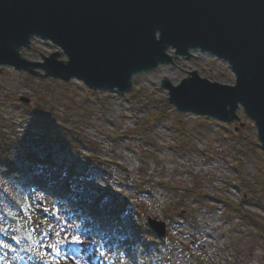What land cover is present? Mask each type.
<instances>
[{
    "label": "rangeland",
    "instance_id": "rangeland-1",
    "mask_svg": "<svg viewBox=\"0 0 264 264\" xmlns=\"http://www.w3.org/2000/svg\"><path fill=\"white\" fill-rule=\"evenodd\" d=\"M19 53L25 61L32 63H42L43 58L50 55H63L52 44L41 39H33L31 46L19 50ZM192 53V59L186 60L177 57L175 50L171 49L167 54L172 63L137 75L129 87L130 90L141 92V95L132 100L129 94L124 98L118 93L102 90H98L96 97L93 92L85 89L84 83L76 79L65 85L62 81H54L51 92L39 90L43 83L40 78L45 74L43 70H34L36 74H31L36 79L30 82L33 84L31 87L24 82L26 75L31 72L0 67V89L11 99L9 107L2 105L0 108V113L5 114L8 121L6 126L15 128L16 134L26 144L25 147L32 150V154L43 157L46 163H54L42 164L30 171L20 159L16 162V172L8 182L9 195L0 206V227L8 229L0 234V242L15 251L0 247V264H144L139 246L129 248L138 241L135 226L139 221H155L158 225H164V230L169 233L166 236L169 245L161 259L153 262L155 250H152L148 255V260L151 258L149 264H264V243L253 250L250 230L239 221L227 222L223 204L210 200L200 207L195 200L190 199L184 208L187 212H193L198 225L185 227L183 219L172 225L165 211L171 206L173 208L177 199L157 186L165 182L181 188H199L211 197L239 204L243 194L248 192L247 186H242L243 182L258 188V196L264 195V171L257 158L249 156L236 160L229 153V136L222 134L219 128L213 127L206 131L197 128L199 117L192 113H182L179 118L172 114L171 122L161 123L160 127L151 132L150 137L156 142L157 149L156 152L152 150L154 156L148 155L146 165L143 163L140 144H134L127 137L137 130V124L141 121L150 120L152 125H156V120L147 118L145 113L147 110L149 113H158L157 106L163 101H167L177 111L169 102L171 98L168 91L161 89L168 81L171 85H179L183 79L188 78L189 73L196 71L209 82L227 86L235 84L236 74L224 60L202 52ZM63 57L59 59L66 63L67 59ZM23 99L28 100L29 105L38 102L42 107L54 110V113L68 121V128L77 130L87 142L100 147L101 161L110 166L107 172L92 168L94 164L88 159L92 153L88 150L83 152V156H78L58 144L48 148L43 144L40 149L34 148V125L25 122L17 109ZM141 101L143 103L138 104ZM177 119L180 126L192 136L191 144L196 151L193 156L175 153L176 150L171 147L177 142L168 129L176 125ZM227 121L219 124L226 129H237L240 135L257 138L255 124L245 116L242 107ZM198 129L202 134L196 131ZM234 163H240V169H235ZM52 165L58 170L64 168V175L54 171ZM119 166L128 172H122ZM74 169L83 178H75L72 174ZM142 179L147 184L144 190L146 194H140L137 188ZM236 181H240V188L235 185ZM33 182L41 187H52L59 193L67 187L66 196L72 197L74 201L62 202L55 195L42 194L32 186ZM108 188L113 194L99 203L98 197L107 195ZM113 197L130 199V209L124 216L123 226H115L112 220L105 218L107 211L115 207ZM26 206L30 207L31 221L23 215ZM248 210L264 222L262 211L256 207ZM42 221L53 226L51 231L46 230ZM100 225L117 231L102 238L98 231ZM17 227L34 232L37 239L43 236L41 242L45 246L38 251L47 255L22 251L21 248L27 242L22 240L18 245L11 239L19 235L11 231ZM61 227L64 231L59 239L65 235L68 239L58 245L61 255L57 256L47 245L56 244L58 238L54 233ZM158 229L161 227L158 226ZM73 235L79 236V241L74 242L71 238ZM64 252L68 253L67 257L63 255Z\"/></svg>",
    "mask_w": 264,
    "mask_h": 264
},
{
    "label": "water",
    "instance_id": "water-1",
    "mask_svg": "<svg viewBox=\"0 0 264 264\" xmlns=\"http://www.w3.org/2000/svg\"><path fill=\"white\" fill-rule=\"evenodd\" d=\"M32 39L60 48L67 62L58 55L25 61L19 50ZM188 46L224 60L236 83L209 82L194 72L179 86L163 85L170 104L221 123L242 107L264 153V0H0V67L30 75L43 70V78L76 79L95 91L119 88L128 73L130 83L119 91L125 95L135 76L172 63L171 49L190 59ZM150 225L165 236L164 225Z\"/></svg>",
    "mask_w": 264,
    "mask_h": 264
},
{
    "label": "trees",
    "instance_id": "trees-1",
    "mask_svg": "<svg viewBox=\"0 0 264 264\" xmlns=\"http://www.w3.org/2000/svg\"><path fill=\"white\" fill-rule=\"evenodd\" d=\"M25 79V84L31 87L33 84H31L30 82L36 80L35 78L33 79V77L30 75H26ZM54 81L55 80H42L41 82L43 83H41L42 85H40L39 90L51 92V87L53 86ZM55 83L59 82L55 81ZM93 94H95L96 97L98 95V93ZM136 98L137 95H133L130 99L132 100ZM9 101H11V99L6 96L0 89V108H2V105L9 107ZM89 101H91V99H89ZM140 103H143V101L139 102L138 104ZM154 104L157 105L158 103L154 102ZM147 108L148 107L144 109L145 112ZM157 108L158 110L156 111H158V113H149L148 110L147 113H145L147 118L150 117L156 120V125H152L150 120L139 122L136 127L137 130L134 131L133 134V141H131L134 144H140V147H138L142 149L141 153L144 155V165L148 164V155L154 156V153L156 152L155 150L157 149L156 142L152 137H150L151 132L155 129V126H158L161 123L167 124L171 122L172 114H176L175 116H177V118L181 116L169 106L167 101H163L161 104H158ZM17 109L20 111V117L25 122L27 121L32 123L34 125V129L37 131L34 135V139H36L37 142L34 141V144H41V146H43L44 144V146L46 147H51V145L53 144H58L63 146L64 149L67 148L68 150H70V152L77 153L80 156H83V152L85 150H88L92 153V156L88 159L92 164H94L92 167L93 169L95 168L96 170L104 172L110 168L109 164L101 161L102 159H100L99 157L101 153L100 147L94 145L90 141L87 142L86 139L83 138L82 134L77 130L68 128V121L62 119L57 113H54V110L42 107L38 102L35 105H26L25 103H20ZM198 120L200 123L198 124L197 128L206 131L207 129L215 127L222 129V134L229 136V139L231 140V148L229 153L230 155L234 156L236 160L240 161L243 157L248 158L249 156L255 157L263 166L262 171H264V155L257 138L240 135L239 133H236L235 128H233V130L223 128L221 124L213 120L211 121L204 118H199ZM7 122L8 121L5 118V114L0 113V194H9L7 189L10 184L8 182L10 181L11 175L15 173L13 167L16 162L19 161V159L21 160L20 162H22L25 166H28L30 171L42 164H52L49 162L45 163V159L38 154H32V150L30 148H26V144L21 141L19 136L16 134L15 128L13 126H6ZM178 122L179 121L177 119L176 125L172 126L171 129H168L170 130V132H172V134L174 135V139L177 142L174 143L171 147L176 150L175 153H180L183 156H193L196 151L191 144L192 136H190V134L186 132L185 128L183 126H180V123ZM199 129L196 131L201 133ZM152 150H154L155 152H152ZM234 164L236 168L240 169V163ZM52 166L53 170L58 171V173L61 172L64 174L65 171L63 168L58 170L56 166ZM118 169H120L122 172H128L126 168H120V166L118 167ZM72 172L73 175H76L78 178H83V176L77 175L75 171ZM109 175L112 177V173H110ZM142 177L144 178V176ZM239 182L237 183L239 184ZM243 185L247 186L248 192H245L243 194L240 204H235L222 200L221 198L216 196L211 197L207 193L204 194V192H202L199 188H181L180 186H171L169 184H166L165 182L157 184V186L162 187L161 189L173 195L174 199H177V201L174 203V207L171 208V206L168 209L166 208L165 211V214L170 220V223L175 224L179 220L183 219L186 223V225L184 224L185 227L187 225H189L190 227H196L199 222L195 218V216L192 215L193 212H191L190 210H188L187 212L185 210L184 207L186 203H188L190 199H193L200 207H203L210 200H215L225 206V217H227V222L234 223L235 221H239L242 223V226L247 227L250 230L249 236L251 237V240L253 242L252 248L254 250L257 245L259 246L260 243H264V222L259 220L258 217L252 214L248 209L250 207H256L264 213V195L261 194L260 196H258V188L254 187L250 183H246L245 185V183L243 182L242 186ZM146 187L147 184L144 183V179L139 180L137 188H139L138 191L140 194H146V192L144 191L146 190ZM107 194H113L111 189H107ZM105 197L106 195H100L98 197V200L102 202L105 200ZM129 200L130 199L127 198H114L113 201L116 203L115 207L110 209V211H107V216L105 218H107L108 220H112V222L115 223V226H121V221H123L124 216L127 214V210L130 209ZM0 205H2L1 202ZM107 219L105 220V222H107ZM101 227H98L99 235L102 238H106L105 236L107 231L104 227ZM135 228V231L138 232V237L140 239L139 242H141L142 244L144 243L143 245L145 250H147L150 246H155L157 248L158 252L153 256V259L155 261L159 260L160 255L164 252V250H166L169 245L167 240L168 237L164 240L159 239V242H156L158 238H156V235L152 231H150V228L146 221H139ZM113 230L112 232H108L107 234L113 235V232L116 233L115 231L117 230Z\"/></svg>",
    "mask_w": 264,
    "mask_h": 264
},
{
    "label": "snow or ice",
    "instance_id": "snow-or-ice-1",
    "mask_svg": "<svg viewBox=\"0 0 264 264\" xmlns=\"http://www.w3.org/2000/svg\"><path fill=\"white\" fill-rule=\"evenodd\" d=\"M44 211H48V209H44ZM23 215L27 217L28 221L32 220V215L30 214V207L26 206L23 208ZM57 219L59 218L57 217ZM41 223L45 225L46 230L51 231L53 227L51 224H49L47 221H42ZM6 231H8V229H4L0 227V234H3ZM11 231L19 233V235H14L11 237V239L15 240L16 244L18 245L21 244L22 240H25L27 242L26 245L21 248L22 251H30L33 254H38L40 256L47 255V253L38 251L39 249L45 246L41 242L43 240V236H41L40 239H37L34 232L27 231V230H21L19 227L13 228L11 229ZM63 231L64 229L61 227L59 231H56L54 233V235L58 238L56 241V244L47 245L48 247L52 248L53 252H55L57 256L61 255V250L58 247V245L63 244L64 240L68 239L67 235H65L63 239H59ZM71 238L74 242L79 241L80 239V237L77 235H73ZM0 247L8 249V246L4 244L3 242H0ZM8 250L15 251V249H8ZM63 255L67 257L68 253L64 252Z\"/></svg>",
    "mask_w": 264,
    "mask_h": 264
},
{
    "label": "bare ground",
    "instance_id": "bare-ground-1",
    "mask_svg": "<svg viewBox=\"0 0 264 264\" xmlns=\"http://www.w3.org/2000/svg\"><path fill=\"white\" fill-rule=\"evenodd\" d=\"M186 50L185 51H190L189 53L191 54V52H194V49L193 48H191L190 46H188V47H186L185 48ZM192 50V51H191ZM187 51V52H188ZM186 52V53H187ZM168 53V52H167ZM166 53V54H167ZM118 55H119V57H120V53H118ZM121 58V57H120ZM118 62V61H117ZM137 68L138 67H135L134 68V70H137ZM128 73H125L124 74V76H123V83H122V85L119 87V88H115V90L113 89V90H110V92H112V91H115L116 93H118V94H120V89H122V90H124V89H126L127 88V86H128V84L130 83V80L131 79H129V75H127ZM129 74H131V71H129ZM247 79H249V77L247 78ZM250 80H251V77H250ZM133 81V80H132ZM170 84H172L170 81H168ZM121 90V91H122ZM104 91H107V90H104ZM229 108V109H228ZM232 111H233V108L232 109H230V107H227V109H226V112L227 113H232ZM33 185V187H35V188H37V190H39L40 192H42V194H43V192H44V194H49V193H51V194H55L56 193V190L54 189V188H52V187H48V186H46L45 187V185L43 186V187H41V186H39L38 184H32ZM55 195H57V194H55ZM76 200V199H75ZM74 201V200H73ZM72 201V202H73ZM80 247H81V245H80Z\"/></svg>",
    "mask_w": 264,
    "mask_h": 264
}]
</instances>
